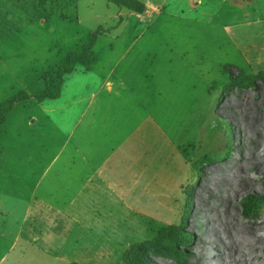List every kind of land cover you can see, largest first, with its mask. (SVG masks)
<instances>
[{"label": "rangeland", "instance_id": "rangeland-1", "mask_svg": "<svg viewBox=\"0 0 264 264\" xmlns=\"http://www.w3.org/2000/svg\"><path fill=\"white\" fill-rule=\"evenodd\" d=\"M100 1L84 44L93 31L109 30L100 27L103 17L112 28L126 25L122 50L139 28L156 44L139 39L143 59L102 68L127 78L123 93L120 84L112 95L124 96L130 129L83 172L80 194L32 193L34 177L21 171L20 148L8 139L6 163L17 162L0 171V264H264V0H139L145 12L127 17V7ZM75 3L7 1L0 35L51 14L75 17ZM62 36L65 52L82 46L68 30ZM34 136L28 130L25 141ZM64 167L72 172L73 163ZM249 229L261 236L255 249ZM230 237L249 255L230 251Z\"/></svg>", "mask_w": 264, "mask_h": 264}, {"label": "crops", "instance_id": "crops-1", "mask_svg": "<svg viewBox=\"0 0 264 264\" xmlns=\"http://www.w3.org/2000/svg\"><path fill=\"white\" fill-rule=\"evenodd\" d=\"M7 1L10 0H0V8H4ZM76 2L75 17H72L73 14L68 17L51 14L37 21L21 22L15 29H8L0 35V70L6 73L5 78L0 79V103L23 88L32 96L16 103L0 127V171L5 170L7 164H15L18 160L24 164L21 171L34 177L31 192L42 196H50L65 187L72 189L74 194H80L82 179L88 176L83 175V172H91L93 163L102 161L99 156L108 151L110 144L116 145L123 141L130 129L128 111L124 109V96L115 98L112 94L114 86L120 84L123 93L127 78L102 68H123L129 66L130 59L144 58L145 49L137 43L143 39L141 28L135 31L137 36L130 46L134 53L128 46L124 51L121 46L128 32L126 25L112 28L114 23L110 26V22L103 17L100 27L108 24L109 30L102 31L95 42V45L98 44L99 38L104 37L106 46L103 58L100 55L95 57V62L89 66L79 63L81 74L76 78L71 76L77 71L76 66L72 72L64 75L57 98L37 101L34 96L43 93L47 86L44 79L47 70L60 66L69 53L79 52L85 45L81 37L86 31L83 29L86 24L80 9L82 4L92 9L97 0ZM126 9L124 14L127 17L130 9ZM66 25L71 28L65 29ZM66 30L70 32L76 46L82 44L76 51L67 53L64 50L62 34ZM16 41L18 46L14 44ZM40 47L44 49L43 55L39 53ZM70 76L69 82L72 78L74 82L64 92L62 88ZM107 81L112 83L110 88L105 86ZM69 89H78L80 94L68 98ZM28 130L37 135L39 140L34 136L32 141L26 142ZM11 138L18 144L21 155L17 160L11 159L6 163L12 157L4 153L8 148L7 141ZM34 162L39 164L40 170L31 171L29 166ZM70 163H73V170L66 173L64 166ZM13 173H16L15 165L7 175L12 176Z\"/></svg>", "mask_w": 264, "mask_h": 264}, {"label": "trees", "instance_id": "trees-1", "mask_svg": "<svg viewBox=\"0 0 264 264\" xmlns=\"http://www.w3.org/2000/svg\"><path fill=\"white\" fill-rule=\"evenodd\" d=\"M112 3L127 7L138 13H144L146 4L139 0H110ZM100 30H95L91 33V42L83 45L82 52H71L69 53L65 63L58 66L55 70L45 74L44 79L46 81V89L43 93L35 95L37 101H42L45 98H56L60 95V80L63 79L64 75L73 71V69L79 64L91 65L95 62L96 58L92 52L95 42L97 40ZM32 96L27 91H19L10 98L0 103V127L5 122L7 114L20 101L27 100ZM253 202L252 199H249Z\"/></svg>", "mask_w": 264, "mask_h": 264}, {"label": "bare ground", "instance_id": "bare-ground-1", "mask_svg": "<svg viewBox=\"0 0 264 264\" xmlns=\"http://www.w3.org/2000/svg\"><path fill=\"white\" fill-rule=\"evenodd\" d=\"M100 2H101L100 0H97L96 5H95L92 9H88V8L84 7V4H82L81 12H82L83 20H84L85 23H90V22L94 19L95 15H96L99 11L102 10V4H101ZM102 2L105 3L104 1H102ZM104 5H105V9H106V11L109 12V10H110L109 5H107V4H104ZM108 12H107V13H108ZM107 13H104V14L106 15ZM106 16L109 18V15H106ZM152 35H153V34H150V35H149L148 37H146L145 39L143 38V40H147V39L151 38L150 42H149V40H148V42L145 44V46H148V47H151V48H155V47H156L155 41H153V37H150V36H152ZM148 43H149V44H148ZM14 44H15L16 46H18V42H17V41H16ZM39 53H40L41 55L44 54V49H43L42 47L39 48ZM77 74H81V73L78 72V73H76V74H74V75H77ZM77 90H78V89H77ZM75 91H76V90H75ZM75 91L70 90V91L67 93L68 98H71L72 95L75 93ZM62 100H63V99H62ZM244 234H245L246 236H250V235H252V236L254 237V239H255V240H253V244H252V246H251L250 248L255 249L256 247H258V242H257V240H259V239L261 238L260 235L256 234L253 230H250V229H249V230H246V231L244 232ZM230 240H231V242H229V244H228V246L230 245V247H229V250H230V251H232V252H237V251H239V252L242 253V254H244V253H243V251H244L247 255H249L248 247H247L245 244H241V243H239V242H237V241H234L233 237H230ZM228 246H227V247H228ZM244 255H245V254H244ZM244 257H245V256H244Z\"/></svg>", "mask_w": 264, "mask_h": 264}]
</instances>
